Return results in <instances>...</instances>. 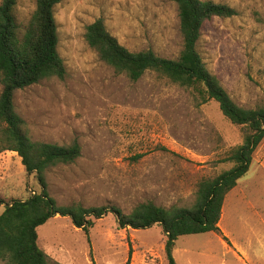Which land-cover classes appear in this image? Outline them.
<instances>
[{
  "label": "rangeland",
  "instance_id": "obj_1",
  "mask_svg": "<svg viewBox=\"0 0 264 264\" xmlns=\"http://www.w3.org/2000/svg\"><path fill=\"white\" fill-rule=\"evenodd\" d=\"M211 1L232 7L237 15L214 17L204 25L198 44L203 61L237 105L263 106L264 0ZM35 7V0H19L20 20H28ZM55 17L67 77L44 80L15 96L33 141L81 145L75 163L48 171L50 195L59 205H113L126 214L144 202L192 207L199 183L232 167L222 161L243 143L242 128L232 125L216 102L199 106L192 90L156 72L132 82L101 61L85 40L86 27L102 18L130 51L151 49L177 59L183 39L176 3L64 0ZM2 90L0 83V95ZM254 158L239 181L245 183L247 200L240 201L241 187L225 198L223 224L230 237L221 228V234L180 237L177 264H264V255H255L258 236L264 238V141ZM35 192H40L37 178L28 175L18 154L0 153V200L8 204ZM4 209L0 205V215ZM38 233L49 264H168L159 225L120 229L109 214L87 235L71 218L57 216ZM236 245L248 254L247 262L240 261Z\"/></svg>",
  "mask_w": 264,
  "mask_h": 264
},
{
  "label": "trees",
  "instance_id": "obj_2",
  "mask_svg": "<svg viewBox=\"0 0 264 264\" xmlns=\"http://www.w3.org/2000/svg\"><path fill=\"white\" fill-rule=\"evenodd\" d=\"M64 0H35L31 17L20 20L19 0L0 3V153L18 154L28 175H35L40 192L24 200L0 205V261L5 264H49L39 245L38 229L57 216L69 217L76 228L87 235L95 221L112 214L120 229L141 230L159 225L166 237L168 264H177L174 249L186 235L221 234L219 223L226 196L250 171L254 156L264 141V105L245 109L228 95L218 77L206 67L198 50L204 25L214 17L237 15L228 5L211 0H173L178 7L183 48L177 59L163 58L153 50L132 52L97 19L86 27L85 40L101 61L132 82L153 71L173 84L193 91L199 106L216 102L223 116L243 130V143L229 152L222 162L232 167L198 185L195 204L190 208L157 206L144 202L126 214L117 206L85 207L81 203L59 205L49 192L47 173L59 165L75 163L82 155L78 141L69 146L33 141L26 121L19 115L15 96L44 80L67 77V68L59 53L56 7ZM227 240V238H225ZM131 255V253H130ZM130 264V260L127 262Z\"/></svg>",
  "mask_w": 264,
  "mask_h": 264
},
{
  "label": "crops",
  "instance_id": "obj_3",
  "mask_svg": "<svg viewBox=\"0 0 264 264\" xmlns=\"http://www.w3.org/2000/svg\"><path fill=\"white\" fill-rule=\"evenodd\" d=\"M260 165V164H259ZM239 185L234 189V190H236L238 187L240 188V192H239V194H240V197H242L241 199H240V201H246L247 199V196H245L244 195V191L246 190V188H245V183H242V184H240V183H238ZM241 185H243V186H241ZM236 193V192H235ZM237 195V194H236ZM235 203V202H234ZM235 205V204H234ZM226 218V215H225V207H223V212H222V217H221V220H220V223H219V227L221 228V230H222V232L224 233V235H226V236H228V237H230L229 236V234H228V232L226 231V229H225V226H224V219ZM258 240L256 241V253H255V255L256 256H259V255H264V238H260L259 236H258V238H257ZM234 244H235V242H234ZM237 246V245H236ZM237 248H238V250L240 251V253H241V260L240 261H243V262H247L248 261V254L244 251V250H242L240 247H238L237 246ZM244 257V258H243Z\"/></svg>",
  "mask_w": 264,
  "mask_h": 264
}]
</instances>
